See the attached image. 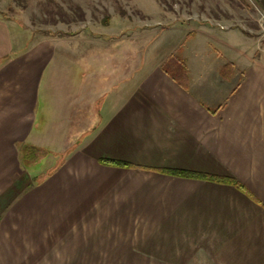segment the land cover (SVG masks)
<instances>
[{
    "label": "crops",
    "instance_id": "0c3cea01",
    "mask_svg": "<svg viewBox=\"0 0 264 264\" xmlns=\"http://www.w3.org/2000/svg\"><path fill=\"white\" fill-rule=\"evenodd\" d=\"M220 25L137 30L133 63L0 17V264H264V57Z\"/></svg>",
    "mask_w": 264,
    "mask_h": 264
},
{
    "label": "rangeland",
    "instance_id": "374dc122",
    "mask_svg": "<svg viewBox=\"0 0 264 264\" xmlns=\"http://www.w3.org/2000/svg\"><path fill=\"white\" fill-rule=\"evenodd\" d=\"M0 17L11 21L18 43L84 29L126 32L133 63L137 30L195 17L244 30L256 40L257 57H264V8L255 0H0ZM27 152H34H23L28 172H45L49 163H29Z\"/></svg>",
    "mask_w": 264,
    "mask_h": 264
},
{
    "label": "trees",
    "instance_id": "16d2710c",
    "mask_svg": "<svg viewBox=\"0 0 264 264\" xmlns=\"http://www.w3.org/2000/svg\"><path fill=\"white\" fill-rule=\"evenodd\" d=\"M258 3V5L261 7V8H264V1H259V2H257ZM33 152H35V150L33 151ZM34 157V155L32 156V158ZM238 185V184H237ZM238 186H240V185H238ZM241 188H243L242 186H240Z\"/></svg>",
    "mask_w": 264,
    "mask_h": 264
}]
</instances>
